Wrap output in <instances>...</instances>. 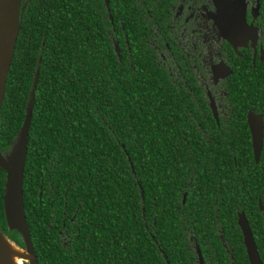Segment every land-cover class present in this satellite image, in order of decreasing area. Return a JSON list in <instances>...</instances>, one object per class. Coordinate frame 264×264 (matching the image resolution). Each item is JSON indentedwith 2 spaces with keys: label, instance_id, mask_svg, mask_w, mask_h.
<instances>
[{
  "label": "trees",
  "instance_id": "1",
  "mask_svg": "<svg viewBox=\"0 0 264 264\" xmlns=\"http://www.w3.org/2000/svg\"><path fill=\"white\" fill-rule=\"evenodd\" d=\"M87 2L30 0L0 106L1 151L37 68L22 173L37 264H196L195 244L203 264H229L228 250L248 264L234 210L264 264V148L262 175L228 190V137L194 132L183 93L134 44L129 8L109 7L111 24ZM4 182L0 169V233L23 249L6 228Z\"/></svg>",
  "mask_w": 264,
  "mask_h": 264
},
{
  "label": "flooded vegetation",
  "instance_id": "2",
  "mask_svg": "<svg viewBox=\"0 0 264 264\" xmlns=\"http://www.w3.org/2000/svg\"><path fill=\"white\" fill-rule=\"evenodd\" d=\"M87 1L102 6L111 24L109 7L129 8L134 44L145 50L148 59L183 93L194 132L205 143L209 135L228 137L221 146L228 150V190L232 181H253L262 175L264 0ZM29 2L21 0L23 11ZM120 21L116 14L118 25ZM250 121L262 125L257 160ZM255 205L264 216L258 197ZM234 212L236 219L237 214L244 215L243 210ZM232 259L228 250L229 264Z\"/></svg>",
  "mask_w": 264,
  "mask_h": 264
},
{
  "label": "water",
  "instance_id": "3",
  "mask_svg": "<svg viewBox=\"0 0 264 264\" xmlns=\"http://www.w3.org/2000/svg\"><path fill=\"white\" fill-rule=\"evenodd\" d=\"M24 7L25 4H21V0H0V106L9 65L13 55L16 36L19 29L21 14ZM113 49L116 56H118L116 43H113ZM36 80L37 68L32 76V82L28 92L27 101L25 103L21 126L10 144L13 150L12 155L10 159L6 161L0 154V169L5 172V182L3 185L2 195L4 220L7 230H15L20 234L24 245L22 250L30 256L27 264H37L28 228L25 222L22 201V173L25 162L27 134L34 102ZM249 130L252 137L254 160H257L262 144L261 122L259 121L257 124L250 121ZM184 198L185 194L182 195L181 203L184 202ZM259 208H261L260 205ZM262 223L264 225V216L262 217ZM236 225L241 233L242 246L244 248L248 264H262L243 213L237 214ZM0 236L5 238L1 233ZM5 239L10 242L7 238ZM10 243L14 245L12 242ZM194 253L196 256V264H203L200 251L196 244L194 245Z\"/></svg>",
  "mask_w": 264,
  "mask_h": 264
},
{
  "label": "bare ground",
  "instance_id": "4",
  "mask_svg": "<svg viewBox=\"0 0 264 264\" xmlns=\"http://www.w3.org/2000/svg\"><path fill=\"white\" fill-rule=\"evenodd\" d=\"M30 256L0 236V264H23Z\"/></svg>",
  "mask_w": 264,
  "mask_h": 264
},
{
  "label": "rangeland",
  "instance_id": "5",
  "mask_svg": "<svg viewBox=\"0 0 264 264\" xmlns=\"http://www.w3.org/2000/svg\"><path fill=\"white\" fill-rule=\"evenodd\" d=\"M12 147L10 146L9 148L3 150V151H0V154L1 156L6 160L8 161L12 155ZM193 246V245H192ZM23 264H27V262H22Z\"/></svg>",
  "mask_w": 264,
  "mask_h": 264
}]
</instances>
